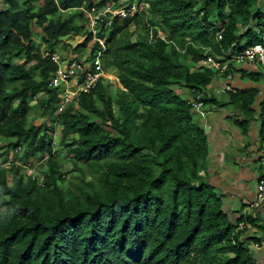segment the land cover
<instances>
[{
    "label": "trees",
    "instance_id": "trees-1",
    "mask_svg": "<svg viewBox=\"0 0 264 264\" xmlns=\"http://www.w3.org/2000/svg\"><path fill=\"white\" fill-rule=\"evenodd\" d=\"M107 1L97 0V6ZM260 2L129 0L126 6L147 7L100 32L104 69L116 71L114 88L100 81L59 115L70 173L66 177L58 161L46 160L39 184L24 167L51 154V118L60 98L47 87L56 66L42 57V45L53 53L61 39L76 35L82 42L72 52L82 55L91 41L84 14L59 11L89 8L93 0H2L0 137L10 167L0 168V264L118 261L125 243L144 264H257L247 244L259 240L247 231L264 233V227L260 218L241 212L233 221L224 198L200 175L208 142L190 101L198 94L205 105L216 102L205 92L218 72L200 64L207 57L224 64L258 42L256 31L264 34ZM35 29L42 31L40 42L33 39ZM159 33L164 40L156 39ZM36 96L37 125L28 120L27 103ZM254 98L253 91H235L227 105L248 117ZM263 116L261 107V141ZM10 151L16 152L13 160ZM239 224L244 230L233 235Z\"/></svg>",
    "mask_w": 264,
    "mask_h": 264
},
{
    "label": "crops",
    "instance_id": "crops-1",
    "mask_svg": "<svg viewBox=\"0 0 264 264\" xmlns=\"http://www.w3.org/2000/svg\"><path fill=\"white\" fill-rule=\"evenodd\" d=\"M263 9L264 0H261L258 10L262 12ZM227 85L236 91L255 93L250 116L245 117L233 106L227 105L228 99L222 102L218 100L215 92L218 90L219 94L226 95L222 94L221 90ZM208 92L216 101L211 104V109L214 110L203 118L197 116L208 142L205 172L206 176H211L208 184L224 197V208L233 221L237 220L243 209L246 215L259 217V224L262 226L264 204L255 211H249L247 207L254 200L256 191L264 71L255 64H233L232 72H229L228 76L218 75L212 80ZM258 253L259 256L255 259L258 264H263L264 251Z\"/></svg>",
    "mask_w": 264,
    "mask_h": 264
},
{
    "label": "clouds",
    "instance_id": "clouds-1",
    "mask_svg": "<svg viewBox=\"0 0 264 264\" xmlns=\"http://www.w3.org/2000/svg\"><path fill=\"white\" fill-rule=\"evenodd\" d=\"M96 1L97 0H93V5L90 6L89 8H87L86 5H84V6L79 7V8H72V9H68V10L60 9V11H59L61 14H71V13H74V12H81V13L84 14V20H85L84 24L86 25L85 26L86 27V31L89 33V35L91 37V41L89 42V44L87 46V49L84 50V53L82 55L76 56L75 54H73V56H71L68 59L64 60L58 54V52H61L63 50V48H61V47H63V43L64 42H68L70 44V46L68 48H66V49H71V50H72V48H74L75 45H77L78 43L82 42V39L79 36H76V35L75 36H67L63 40L61 39L54 46V52L53 53L45 51L44 45H42V50H43L42 53H41L42 57L43 58L50 57L52 62L56 66V68L51 73L50 77L48 78L47 87L49 89L57 90L59 92L60 98H59V101H58V109H57V112L55 114V115H57V117L53 116L51 118V120L55 123V126H56V130H55V133L53 135V140L54 141L52 142V152H51V154L50 155L44 154L41 157V160L39 162H36V161L32 160L29 163L28 166L24 167V169L26 170L27 174L32 175V176L37 178L39 184H41L42 180H43V176H40L41 172H45V173L47 172V168L45 167V165H43V162L46 161V160H49V159L50 160L54 159V160L58 161V164L60 165L59 159H61L60 158L61 155H63V153L65 152V150L61 148L60 143H59L60 142V131H61V127H60V125L58 123L59 122V115L63 112V110L70 103H72L74 101V99L78 95H80V94H89L96 87V85L100 81H102L103 83L108 84L109 82L105 80V77H106V75H108V72H109V74H112V73L114 74V76H112V78H111L112 80H110V81H113V78L115 77V74H116V71L114 69H104L103 60H104V57H105V41H104V38H102L100 36V32H101L102 28L107 30V29L111 28L112 25H110V27H108V28L105 27V25L98 26L99 27V32L96 34V37L94 38L92 32L89 29V20H88V17L86 15V11H89V9L92 8V7H95L97 10L101 9V8H103L104 6H106L110 2L115 3L116 7L120 8V7L126 6V4L128 3L129 0H108L105 4L101 5V7L97 6V2ZM0 2H1V5H2V0ZM127 7H130V6H127ZM139 13H136L134 15H137ZM134 15H129L127 18H131ZM127 18H125L123 20L118 19V18H114L113 21L115 19H117L123 25V21L126 20ZM35 31H36L35 32L36 33L35 36L37 37V39H35L34 37H33V39L37 40V42H40L42 37H43L42 31L40 29H35ZM150 35H152V28L150 29V33H149V41L150 42L155 41V38L153 37V35H152L153 39H150ZM158 38L164 40V36H161L160 33L158 34L156 39H158ZM77 39H78V41L73 43V40H77ZM94 39L101 40L103 45H101L97 40H94ZM95 44H98L99 47L98 48L95 47V49H94V45ZM87 60H91V62H89ZM71 64L75 65L77 68L75 69L74 73L67 79L66 83L61 82L59 80V75L57 74V72L59 70H65ZM88 75H90L91 77H95L96 75H98L97 80L93 84V86L90 87L88 92L78 91L77 94L74 97H72V99L70 101L66 102L65 98H64V94L66 93V91L75 92L77 90V88H81L83 85H85L87 83V76ZM231 89H232L231 92H226V93H222V94L235 93L236 90H234L233 88H231ZM195 95H198V94H193L192 98H191V101H192V99H193V97ZM200 96H201V101H202L203 95H200ZM38 97L39 96L27 99V103L32 109V112L29 115L30 116V121H31V116L33 115V113H36V112H34L33 109L36 107V103H37V98ZM263 100H264V96H263L262 101H261V107L263 106ZM191 101H190V106H191ZM31 104H33L34 106L31 105ZM262 109H263V107H262ZM191 111H192V109H191ZM203 111H204V114H205L204 116L199 115L197 113H194L193 111H192V113L194 115L199 116L200 118L205 117L207 115V111L205 110L204 102H203ZM57 131H58V134H56ZM1 140H4V138L0 137V157L2 158V160L0 159V168L3 167V168L8 170V168L10 167V163L9 162H6V163L3 162V157H4V155H6V152H5L6 150H4V148H2V146H4L5 140H4V142H2ZM263 142H264V140L261 141V139H259V146H260L259 147L260 155H259V160H258L259 163H260V158H261V147H262L261 144ZM19 149L20 148L17 149V152H19ZM15 154H16V152L15 153H13L12 151L8 152V154H7L8 155L7 156L8 160L9 159L13 160L15 158ZM66 155H67V153H66ZM67 158H69L68 155H67ZM67 158H66V160H67ZM14 164L19 165V163L17 161ZM66 165H68L67 168H65V166H63V165H60V166H62L61 168L63 169L64 174H67L66 177H68L70 166H69V164L67 162H66ZM257 168H258V175H257V180H256L255 197H254V200L251 203H249V205L247 207V209L249 211H255L262 204H264V200L261 201V202H257V197H256L257 196V187H258V183L260 181L259 179L261 178V173H262L261 164L260 165L257 164ZM204 173L205 172H202L200 175H204ZM240 212L243 215H246L245 213H243L244 211H240ZM253 217H257V216H253ZM257 218H259V217H257ZM240 225L242 226V228L237 231V229L239 228ZM262 226L264 227V225H262ZM246 228L248 230H250V227L246 226ZM243 230H244V225L243 224H239L238 227L235 229V232H234L233 235H236V234L242 232ZM253 231L254 230L249 231V232L251 233ZM253 233H255V232H253ZM246 237L247 236H246V233H245L243 238H240V239L245 241ZM231 243H232V245H234V243H235L234 237L232 238ZM247 246L251 250L252 254H253V251H252L251 248H254L256 250L260 249V246L258 244H256V243H248ZM121 259L127 260L128 264H135V262L137 260H141V262H139L137 264L146 263L144 261L145 259L142 260V259L135 258V256L133 255V253L131 251V245L129 243H125L124 246H123V250L119 254V260L118 261L104 262V261L94 260L93 262H88L87 264H121V262H120ZM148 263H150V262H148ZM256 263L258 264L257 261H256Z\"/></svg>",
    "mask_w": 264,
    "mask_h": 264
},
{
    "label": "built area",
    "instance_id": "built-area-1",
    "mask_svg": "<svg viewBox=\"0 0 264 264\" xmlns=\"http://www.w3.org/2000/svg\"><path fill=\"white\" fill-rule=\"evenodd\" d=\"M147 7L146 4L139 5H131L130 7L123 6L120 8L116 7V4L113 2L108 3L101 9H96L92 7L89 11H86V15L89 20V29L92 32L94 38L96 34L99 32V27L101 25H105V27H110L112 25V21L114 18L125 19L129 15H134L139 13L142 7ZM223 29L220 27V30L217 33V40H221ZM258 35V42L252 46L245 48L242 52L237 54H231L227 57V60L224 64H219L215 62L211 57H207L205 61L201 62L200 66L208 67L214 71H217L219 75H223L227 70L232 72V68L230 65H241V64H255L261 70L264 71V34L260 33L258 30L256 31ZM150 39L152 35H150ZM97 40V39H94ZM101 45H103L101 40H97ZM206 51H208L206 49ZM77 67L73 64L69 65L65 70H59L57 74L59 75V80L61 82L66 83L67 79L74 73ZM98 75L95 77L87 76V83L83 85L81 88H77L75 92H68L64 94L65 101L68 102L74 97L78 91L88 92L91 86L96 82ZM232 89L229 86H225L222 88L221 93L231 92ZM263 111H264V100H263ZM191 109L194 113L204 116L203 111V102L201 101L200 95H195L191 101ZM261 158L260 164L262 168L261 178L259 179L258 187H257V202H261L264 200V142L261 144ZM242 226L240 225L237 229L240 230Z\"/></svg>",
    "mask_w": 264,
    "mask_h": 264
},
{
    "label": "rangeland",
    "instance_id": "rangeland-1",
    "mask_svg": "<svg viewBox=\"0 0 264 264\" xmlns=\"http://www.w3.org/2000/svg\"><path fill=\"white\" fill-rule=\"evenodd\" d=\"M0 6H1V2H0ZM77 34H81L82 35V32H78ZM34 38L35 39H37V37L34 35ZM76 41H78V39L77 40H73V43L74 42H76ZM61 48H63V50L61 51V52H58V54L62 57V59H68L69 57H71V56H73V52H72V50L71 49H66L65 47H61ZM87 61H89V62H91V60H87ZM63 62V61H62ZM259 68V67H258ZM112 76H114V74L112 73V74H109V72H108V75H106V77H105V80L106 81H108L109 82V84H111V87H110V89L111 90H113V88H114V86H112V84H113V82L112 81H110V80H112L111 78H112ZM220 92V91H219ZM209 93L210 92H207V95H209ZM217 95H216V97L218 98V100H220L221 102L222 101H227V99H228V94H226V95H221V94H219L218 93V90H217V92H215ZM180 96L181 97H183L184 99H186V98H188V95L187 94H184V93H182V94H180ZM31 105H33V104H31ZM34 106V105H33ZM205 110L207 111V113H211L212 112V110H214V109H211V105H205ZM35 112V111H34ZM37 112L36 113H33V115L31 116V122L34 124H40V120H38L37 118ZM194 118L195 119H197L198 120V117H197V115H194ZM28 120H30V116L28 117ZM56 134H58V131L56 132ZM2 142H4V140H1ZM58 141V140H57ZM56 141V142H57ZM260 147V146H259ZM61 159H59V163H60V165H63V166H65V168H67V166L68 165H66V162H64L65 161V159L67 158V155H66V153L64 152L63 153V155H61V157H60ZM230 162V164H232L233 162H232V160H230L229 161ZM257 164L258 165H260V163H259V161L257 162ZM70 171V170H69ZM70 173V172H69ZM73 175V174H72ZM71 175V176H72ZM207 176H208V179H210L211 178V176L209 175V174H207ZM206 183H208L207 181H206ZM209 185V184H208ZM210 186V185H209ZM66 187V186H65ZM224 198V197H223ZM224 201V200H223ZM262 222H264V220L262 221ZM247 233V232H246ZM250 232L248 231V234H249ZM257 237H258V240H259V242L257 243L259 246H260V249H258V251H256V249H254V248H251L252 249V251H253V255L256 257V256H259V251H264V239H263V236H264V234L262 233V232H255L254 233ZM257 258V257H256ZM260 264V263H259ZM263 264H264V262H263Z\"/></svg>",
    "mask_w": 264,
    "mask_h": 264
}]
</instances>
